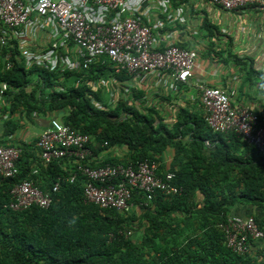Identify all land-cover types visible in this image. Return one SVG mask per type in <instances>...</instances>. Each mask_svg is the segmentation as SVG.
Returning <instances> with one entry per match:
<instances>
[{
    "label": "trees",
    "instance_id": "obj_1",
    "mask_svg": "<svg viewBox=\"0 0 264 264\" xmlns=\"http://www.w3.org/2000/svg\"><path fill=\"white\" fill-rule=\"evenodd\" d=\"M113 72L106 62L93 64L87 71L64 73L36 68L26 71L15 64L11 70H0V82L8 84L11 96L8 107L0 111L11 115L22 108L28 115L37 111L60 114L64 125L93 137V157L96 150L120 145L129 153L122 163L106 160L95 167L88 162L91 167L143 160L157 164V156L167 149L173 137L164 126L156 125L153 110L133 105L134 101L141 102L142 92L139 96L134 94L133 100L111 102L108 89L93 92L83 83L86 79L108 80ZM84 75L86 79L75 86ZM116 79L118 83L127 80L124 75ZM119 91L122 92L121 86ZM188 114L187 109L178 110L175 132L196 124L188 121ZM203 123L207 136L218 144L211 162L204 165L205 159L197 155L201 163L189 161L177 171L160 172L157 167L159 177L174 174L173 183L182 189L181 195L156 193L144 206L145 195L133 190L132 208L125 213L102 211L85 203L84 181L80 177L73 184H61L48 209L32 207L13 212L4 207L10 201L12 186L28 175L21 164L20 148L16 177L0 180V264H254L248 254L239 256L225 247L217 225L235 205L264 208V157L235 134L212 133L204 119ZM13 127L11 118L2 121L5 135L12 134ZM193 143L198 145L195 140ZM241 147L253 156L245 163L232 155ZM62 162L66 161L46 167L38 162L40 175L51 173L46 179L48 188L66 176L67 171L60 168ZM197 192L202 196L200 202ZM137 230L141 238L135 241L131 233Z\"/></svg>",
    "mask_w": 264,
    "mask_h": 264
},
{
    "label": "built area",
    "instance_id": "obj_2",
    "mask_svg": "<svg viewBox=\"0 0 264 264\" xmlns=\"http://www.w3.org/2000/svg\"><path fill=\"white\" fill-rule=\"evenodd\" d=\"M208 1L224 11L255 7L264 20V0ZM153 10L157 16L151 20ZM184 22L183 8L173 7L170 0H0V70H11L17 64L26 71L36 68L50 73L81 72L106 62L114 69L108 80L93 81L84 75L75 86L86 79L83 83L90 91L108 89L111 102H116L125 100L138 85L156 76L168 91L176 92L192 76L197 55L175 44L160 48V33L167 24ZM121 75L127 80L118 83L116 78ZM197 88L203 119L210 131L233 133L264 157V104L258 111L233 107L225 91L204 84ZM9 92L8 84L0 82V102L11 98ZM112 93L118 97L113 98ZM90 102L95 104L94 99ZM93 144L91 135L57 118L50 119L36 148L44 166L66 161V176L44 190L28 177L12 186L10 201L4 207L13 212L32 207L48 209L61 184H73L79 177L84 181V202L102 211L128 212L133 190L145 195L144 206L156 193L181 195L182 189L173 183L174 174L159 177L157 164L152 161L91 167L88 162L93 159ZM20 155L19 147L0 142V180L16 177ZM32 175L36 176V171ZM217 228L223 234L225 247L236 255L248 254L253 241L264 245V233L251 216L229 215Z\"/></svg>",
    "mask_w": 264,
    "mask_h": 264
},
{
    "label": "crops",
    "instance_id": "obj_3",
    "mask_svg": "<svg viewBox=\"0 0 264 264\" xmlns=\"http://www.w3.org/2000/svg\"><path fill=\"white\" fill-rule=\"evenodd\" d=\"M174 1L176 5L170 0L173 7L183 8L185 22L181 25L167 24L160 33L159 45L163 48L168 44H175L194 50L197 58L192 76L181 84L176 92L168 91L164 83L153 76L144 85H138L133 94L124 100H133L134 94L139 96V92H142L141 102L134 101L133 105L136 108L153 110L156 125L164 126L173 137L167 149L157 156V167L160 172L177 171L189 161L201 163L196 159L197 155L205 159L202 161L204 165L212 160V154L218 144L207 136L203 123L204 111L197 88L199 84L225 91L233 107H248L258 111L264 104V20L258 10L248 6L234 11H224L213 6L208 0ZM156 14L153 10L151 20L156 18ZM10 101L11 98H8L0 102V110L2 107H8ZM179 109H187L188 121L196 124L187 125L180 132H175L173 127ZM37 112L28 115L20 108L10 115L9 112L0 111V142L22 149L21 164L26 167L27 178H34L38 187L46 189L48 188L46 179L51 173L43 175L39 173L38 162L43 167L46 166L39 158L36 141L40 133L48 127L50 119L57 118V115L45 111ZM9 118L14 123L13 132L5 135L2 121ZM191 128L193 130H190ZM193 140L198 142V145H194ZM96 152L91 160L95 167L106 160L122 163L127 160L129 154L122 145L102 148ZM232 155L241 158V163L253 157L248 149L242 147ZM68 166L67 162H62L60 168L65 171ZM32 171H36V176L32 175ZM197 200L199 202L202 200L199 192ZM229 215L239 218L253 217L264 233L263 207L235 205L229 211ZM131 238L137 241L141 238V233H134ZM248 255L254 264H264L263 243L251 242Z\"/></svg>",
    "mask_w": 264,
    "mask_h": 264
},
{
    "label": "rangeland",
    "instance_id": "obj_4",
    "mask_svg": "<svg viewBox=\"0 0 264 264\" xmlns=\"http://www.w3.org/2000/svg\"><path fill=\"white\" fill-rule=\"evenodd\" d=\"M112 94H114V93H112ZM116 97H118V95L114 94V95H113V98H116ZM126 98H128V97H126ZM124 99H125V97H124ZM56 115H57V119L60 120L62 116H61L60 114H59V115L56 114ZM49 126H50V121H49V123H48V127H49ZM137 232H138V230H137L136 232L131 233V234H134V233H137ZM131 236H132V235H131Z\"/></svg>",
    "mask_w": 264,
    "mask_h": 264
}]
</instances>
